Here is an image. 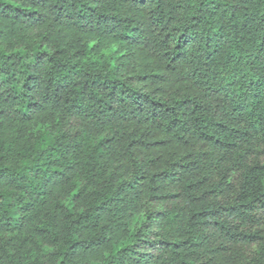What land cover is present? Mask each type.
<instances>
[{"label":"trees","instance_id":"16d2710c","mask_svg":"<svg viewBox=\"0 0 264 264\" xmlns=\"http://www.w3.org/2000/svg\"><path fill=\"white\" fill-rule=\"evenodd\" d=\"M0 264H264V0H0Z\"/></svg>","mask_w":264,"mask_h":264}]
</instances>
